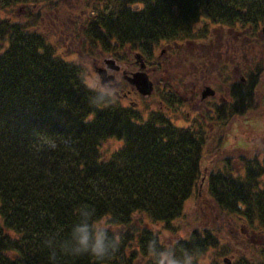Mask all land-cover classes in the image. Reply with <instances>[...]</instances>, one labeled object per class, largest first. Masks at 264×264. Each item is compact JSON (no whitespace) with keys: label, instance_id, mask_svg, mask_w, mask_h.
Wrapping results in <instances>:
<instances>
[{"label":"trees","instance_id":"1","mask_svg":"<svg viewBox=\"0 0 264 264\" xmlns=\"http://www.w3.org/2000/svg\"><path fill=\"white\" fill-rule=\"evenodd\" d=\"M76 3L0 0V264H158L161 246L177 264H205L199 256L212 240L209 230L194 228L170 245L153 231L183 217L200 183L218 216L235 223L242 217L249 230L264 231V159L205 157L225 143L223 124L256 107L253 88L264 60L246 78L242 104L230 90L229 106L219 104L206 117L219 126L211 132L177 127L159 112L137 120L88 85L83 66L66 60L56 44L67 30L63 10L85 9L78 30L84 44H98L95 51L151 50L164 40L201 41L210 23L256 28L264 23V0ZM43 11L58 23L50 34L41 29ZM108 140L120 144L107 153ZM85 213L106 219L109 238L119 242L102 261L72 256L66 247ZM236 260L253 263L241 255Z\"/></svg>","mask_w":264,"mask_h":264},{"label":"flooded vegetation","instance_id":"2","mask_svg":"<svg viewBox=\"0 0 264 264\" xmlns=\"http://www.w3.org/2000/svg\"><path fill=\"white\" fill-rule=\"evenodd\" d=\"M80 12L83 14L75 16L74 20L77 18L82 23L84 10ZM50 23L53 24L52 22ZM69 25L73 26V21L69 22ZM241 26L238 24L224 25L223 27L216 25V27H213L217 35V45L215 49L210 48L209 51L205 50L201 54H194L191 52V49L194 50L195 46L201 41L209 42L211 40L209 33L201 41L164 40L156 44L151 50L132 49L129 46H125L110 52L96 51L95 54L89 55L91 57L88 55L86 57L90 58L92 70L99 78L97 82L95 81L96 85H98L97 88L107 96L117 99L120 103L126 102V107H128L130 112L137 115L135 111L138 109V102L148 101L151 104H157L158 112L163 117H166L163 114L164 112L169 114H172V112H185L186 118L191 120V123H197L199 126L205 127L209 125L206 124V117H210L219 104L224 107L229 106L231 100L230 90L231 92L235 91L240 96L239 101L242 104L246 78L252 74L257 62H261L260 59L253 62L252 56L246 58L244 52V43L248 42L251 46L252 42H254L255 37L251 38L249 35L254 34L256 28L248 26L242 29ZM256 35H258L256 39L257 37L258 39L262 38L260 30H258ZM182 47L184 51L188 52L187 56L185 53L181 59H176V57H179L177 48L182 49ZM157 48L159 49L156 55L155 51ZM172 52L173 56H175L174 61L182 60V66L185 67V64H188L189 71L181 73L177 77H172L165 70H162L164 64L170 65L168 62L171 63V61L169 59L165 60V56L169 55L173 57ZM219 52L223 53L225 71H217L216 65L213 67L209 65L212 54L219 59L217 62L222 59V56L218 57ZM195 57H199L201 61ZM99 58H101V61L98 60ZM234 59H237V61L234 62ZM230 65H232V71H229ZM214 70L215 72L217 71V79L222 80L219 82H221L223 91L225 92V97L220 99L215 98L216 91L211 86V79H213L212 72ZM99 71L103 74V78L107 80L101 82ZM137 72L144 73L152 83L151 93L147 96L140 95L137 89L127 81L130 75ZM207 87L213 91L212 95L201 98L202 92ZM255 88H253L254 95ZM202 121L205 123L202 124ZM188 126L190 127V125ZM261 153L264 154V152ZM241 156L245 158L243 155ZM224 220L234 227L233 224L235 222L227 218ZM242 221L243 218L241 217L240 222L235 223L238 226V229L236 228L235 231L237 238L243 245L242 248L251 253V255L249 254V260H253L252 264H264V231L260 229L251 231L245 227ZM240 255L242 258H245L244 253ZM229 256V258L222 257L219 264H233L232 259L234 255ZM213 263L218 264L216 261Z\"/></svg>","mask_w":264,"mask_h":264},{"label":"rangeland","instance_id":"3","mask_svg":"<svg viewBox=\"0 0 264 264\" xmlns=\"http://www.w3.org/2000/svg\"><path fill=\"white\" fill-rule=\"evenodd\" d=\"M66 2L70 3H76V0H66ZM77 4V3H76ZM75 4V5H76ZM85 10V9H83ZM83 10H76L74 11H62V22L65 24V27L67 26L66 32H64L63 35L64 37H59L58 38L62 41L59 42L57 41L56 44L60 46V49L62 50L65 59L66 60H72L78 63L80 66H83L84 68V79L85 82L88 85L91 86H96L95 81L97 82L99 78L97 77V74L94 73L91 67L90 63V58L91 56L95 54V47L98 44H93L90 45L87 42L84 44V41L82 42L83 35L79 33L80 26H83V21L82 23L77 20V18L74 17L79 16V14H83L80 11ZM19 8L17 10V13L20 12ZM89 13H92V10L89 11ZM42 15L44 18H46L45 22L43 23L44 27L41 29L43 31H46L47 34H50L51 31L57 30V25L58 23L55 22L54 24H51L49 21L50 14L49 12H42ZM43 18V19H44ZM73 21V26H69V22ZM256 27V31L254 34H250L249 37L255 39L253 40L251 46L249 45L248 42L244 43L245 47V57L250 58L252 56V61H262L264 60V44L261 42L260 39H256V35L259 27ZM213 27H216V24H212V27L209 28V34L211 35V40L209 42L206 41H201L199 44H197L193 49H191V52L194 54H201L205 50L209 51L210 48L215 49L217 42H216V33L213 30ZM70 30L71 32V37L67 35V31ZM242 29L247 28V25L245 24L244 26H241ZM56 38V37H55ZM57 40L56 39H53ZM165 44V43H164ZM90 45V46H89ZM247 45V46H246ZM163 47V45H162ZM184 47V46H183ZM180 48H177L179 51V57H176V59H181L184 54L187 53L186 51ZM158 49H156L155 54H158ZM218 57H221L223 53H218ZM88 55L89 57H86ZM217 55V54H216ZM173 56V52H172ZM170 57V58H169ZM175 56L171 57L169 55L165 56V60L171 61L168 62L170 65H165L163 66L162 70L166 71L170 76L172 77H177L181 73H185L189 71V65L185 64V67L182 66L183 62L182 60L174 61ZM197 60H200L199 57H195ZM101 61V58L98 59ZM219 59H217V56H213L209 61V65L211 67L216 65L217 71H225L224 68V59L222 56V59L217 62ZM201 61V60H200ZM237 61V59H234V62ZM241 62V61H240ZM101 63V62H98ZM197 65V63H196ZM208 66V64H207ZM206 66V67H207ZM232 65H230L229 71H232ZM161 70V71H162ZM217 71L215 70L212 72L213 79H211V86L212 88L215 89L216 94L215 98L220 99L222 97H225V92L223 91L221 82L222 80L217 79ZM205 73V72H203ZM255 95H254V102L256 104V107L248 110L244 115L240 117H232L229 119L224 126V130L228 132V135L224 138L225 143L223 146L219 149L216 150L215 153H213L211 156H208L209 154H206V159L211 162L217 160L218 158H223L225 156H235V155H243L246 159L256 157L260 160L264 159V154L261 152H264V72H262L258 78L257 85L255 86ZM116 101L117 100H113ZM138 109L135 111L139 117H136V119H146L149 117L152 113H157V104H151L148 101H140L138 102ZM122 106H127L126 102H121L120 103ZM169 120L170 123L173 125L180 127V128H189L188 125H190L191 128H196L198 126L197 123H191V120L187 119L185 116V112L182 113H176L172 112L170 113H163ZM179 119V120H177ZM206 124H209L206 127L208 131L211 132H216L219 129L218 125H215L212 120L210 119L207 120L206 118ZM205 123L202 121V124ZM221 129V128H220ZM214 140V138H213ZM212 138L209 141V144H213ZM119 142L116 140H108L105 142L102 146V150L104 152H110L117 146H119ZM211 147V145L209 146ZM260 153V154H258ZM258 154V155H255ZM262 181H264V176L261 178ZM203 180H201L202 182ZM198 190H199V195H194L191 197L189 200L186 201L184 204V210H183V217L179 218L178 220H175L172 223V226L167 229H162L161 226L156 225L155 227L153 226L155 233L158 236V241L161 245L167 244L170 245L169 243H172L175 239H177L176 236L178 237H183L188 235L194 228H205L210 231V236L212 237V240L209 241V245L205 250L204 254H201L199 256V259L203 261L205 264H214L213 262H217L218 264L221 263V258L222 257H227L229 258V255H234V258L232 259V263L235 264L237 262L236 258L237 256H240L241 253L245 254V257L249 259V256L251 253L249 251H246L243 249V245L240 243L239 239L237 238L236 234V228L238 229V226L234 223V227H232L226 220H224L223 217H220L216 214V212L213 210L212 206H210V201L208 197H205V190L204 186H202V183L200 185L198 184ZM203 194L201 195V193ZM207 205V206H205ZM207 207V208H205ZM211 207L212 209L210 210L209 213H207L208 208ZM228 224V225H227ZM135 231L134 232H140L141 227L137 226L134 227ZM136 234V233H135ZM264 234V233H263ZM262 241V240H261ZM169 249V248H168ZM167 249V247H162L161 246V254L160 256L165 257L169 255L170 251ZM225 252V253H224ZM250 254V255H249ZM168 257V256H167ZM132 264H147L145 260L141 261H133ZM158 264H161V260L158 262Z\"/></svg>","mask_w":264,"mask_h":264},{"label":"clouds","instance_id":"4","mask_svg":"<svg viewBox=\"0 0 264 264\" xmlns=\"http://www.w3.org/2000/svg\"><path fill=\"white\" fill-rule=\"evenodd\" d=\"M105 224L106 219L94 218L92 214L85 213L72 226L71 241L66 245L69 254L75 257H94L96 261H102L111 255L110 249L115 251L119 242L109 238ZM162 264H177V261L165 256Z\"/></svg>","mask_w":264,"mask_h":264},{"label":"water","instance_id":"5","mask_svg":"<svg viewBox=\"0 0 264 264\" xmlns=\"http://www.w3.org/2000/svg\"><path fill=\"white\" fill-rule=\"evenodd\" d=\"M262 37L264 39V25L261 27L260 30ZM138 55V54H137ZM100 75V80L101 82L107 80L103 78V74L99 71ZM127 81L129 82L130 85L134 86L137 91L140 93L142 96H147L151 93L152 90V83L148 80L146 75L142 72H137L133 73L127 78ZM213 91L210 88H205L204 91L202 92L201 98L207 97L212 95Z\"/></svg>","mask_w":264,"mask_h":264}]
</instances>
